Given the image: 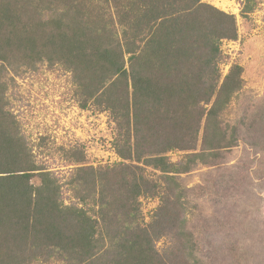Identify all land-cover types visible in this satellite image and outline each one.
<instances>
[{
	"label": "trees",
	"instance_id": "trees-1",
	"mask_svg": "<svg viewBox=\"0 0 264 264\" xmlns=\"http://www.w3.org/2000/svg\"><path fill=\"white\" fill-rule=\"evenodd\" d=\"M237 37L235 15L203 0H0V264H205L187 228L196 187L178 178L239 142L245 118L225 116L243 69L220 70L222 41ZM45 59L72 72L82 108L109 111L122 161L65 182L36 162L7 108V71ZM174 150L187 153L174 162ZM144 196L160 200L148 222Z\"/></svg>",
	"mask_w": 264,
	"mask_h": 264
},
{
	"label": "rangeland",
	"instance_id": "rangeland-1",
	"mask_svg": "<svg viewBox=\"0 0 264 264\" xmlns=\"http://www.w3.org/2000/svg\"><path fill=\"white\" fill-rule=\"evenodd\" d=\"M203 1L236 17L238 37L222 41L220 70L224 77L233 65L242 66L243 86L231 101L225 122L233 124L244 117L246 124L240 130L238 144L223 151L225 159L211 165L198 164L180 174L178 180L184 187H196L192 192L196 197L190 198L192 202L197 200L198 207L192 213L189 208L194 204L188 205L187 228L202 240L198 252L205 264H264V121L263 125L259 122L264 114V0H257L247 16L241 12L244 0ZM21 9L22 16L30 13L24 2ZM22 64L18 72L7 71V108L19 121L36 162L44 170L65 182L77 167L122 161L114 148L117 129L109 111L95 104L88 109L81 107L69 69L46 59L35 67ZM255 130V135L249 134ZM202 136L203 128L200 139ZM186 153L174 150L168 155L178 162ZM151 171L152 178L161 179L159 170ZM65 195L70 203V192ZM140 200L148 222L160 200L149 196ZM205 227L210 231L202 232ZM168 243L163 238L156 245L163 250Z\"/></svg>",
	"mask_w": 264,
	"mask_h": 264
}]
</instances>
